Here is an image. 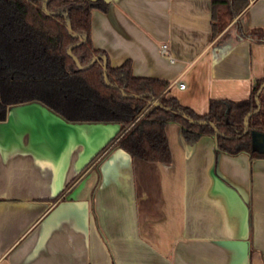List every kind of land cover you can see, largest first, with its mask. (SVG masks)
<instances>
[{
  "label": "crops",
  "instance_id": "crops-1",
  "mask_svg": "<svg viewBox=\"0 0 264 264\" xmlns=\"http://www.w3.org/2000/svg\"><path fill=\"white\" fill-rule=\"evenodd\" d=\"M103 1L93 47L113 67L129 60L133 75L168 81L167 96L197 114L264 84V35L239 31L264 30V0L214 37L211 0ZM119 129L67 122L38 102L6 108L0 264H264V156L219 151L208 135L186 141L174 122L169 162L120 148L96 156Z\"/></svg>",
  "mask_w": 264,
  "mask_h": 264
},
{
  "label": "trees",
  "instance_id": "trees-1",
  "mask_svg": "<svg viewBox=\"0 0 264 264\" xmlns=\"http://www.w3.org/2000/svg\"><path fill=\"white\" fill-rule=\"evenodd\" d=\"M247 3L211 0L213 37ZM94 9L106 11L107 3L0 0V119L9 106L38 102L67 122L119 124V131L96 156L120 148L132 157L169 162L165 127L171 122L181 127L186 141L208 135L219 151L264 156L250 135L252 130L264 132V87L257 94L258 109L255 99L263 80L255 81L248 98L211 99L208 112L199 115L167 96L168 81L133 75L129 60L116 67L110 65L106 53L92 45ZM239 31L254 38L264 35L260 28Z\"/></svg>",
  "mask_w": 264,
  "mask_h": 264
},
{
  "label": "water",
  "instance_id": "water-1",
  "mask_svg": "<svg viewBox=\"0 0 264 264\" xmlns=\"http://www.w3.org/2000/svg\"><path fill=\"white\" fill-rule=\"evenodd\" d=\"M263 41H264V37H263ZM96 59V58H95ZM103 69L105 70L106 69V62L104 61L103 62ZM264 86V84H262L260 86V88L258 89L257 93H256V96H255V99H256V103H257V109L259 108L260 106V102H259V99H258V96L257 94L262 90V87ZM158 102H154V105H157ZM256 109V110H257ZM255 110V111H256ZM250 115L247 114V116L245 117V124H244V131L247 130V127H248V122H247V119H248V116ZM191 122L193 123H199V124H205L206 122L205 121H194V120H191ZM213 125V124H212ZM214 127V125H213ZM216 133H218L217 129L214 127ZM251 140L252 142L254 143V145L256 146V148L260 151V152H264V132L263 131H260V130H252L251 133ZM109 141V140H108ZM107 141V142H108Z\"/></svg>",
  "mask_w": 264,
  "mask_h": 264
},
{
  "label": "built area",
  "instance_id": "built-area-1",
  "mask_svg": "<svg viewBox=\"0 0 264 264\" xmlns=\"http://www.w3.org/2000/svg\"><path fill=\"white\" fill-rule=\"evenodd\" d=\"M160 53H161L162 55H164V56H165L167 59H169L170 61L173 60V57H172V55L170 54V51H169L168 45H167L166 43L161 44V46H160ZM177 84H178V86H179L180 88H184V87H185V85H184L183 82H178Z\"/></svg>",
  "mask_w": 264,
  "mask_h": 264
}]
</instances>
